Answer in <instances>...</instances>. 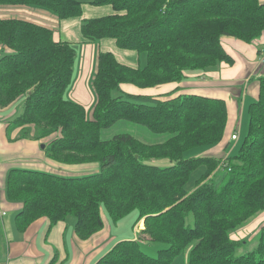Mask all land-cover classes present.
Wrapping results in <instances>:
<instances>
[{
  "label": "trees",
  "instance_id": "1",
  "mask_svg": "<svg viewBox=\"0 0 264 264\" xmlns=\"http://www.w3.org/2000/svg\"><path fill=\"white\" fill-rule=\"evenodd\" d=\"M90 2L111 5L112 12L83 18V41L112 38L119 48L146 53L144 65H131L111 50L98 51L92 116L82 103L66 96L76 62L72 42L56 39L53 27L36 20L0 17V107L25 98L8 130L31 125L38 137L53 135L46 144L49 157L98 164L96 170L77 175L11 168L7 195L23 204L16 215L18 228L24 230L43 216L51 224L74 216L77 235L86 239L103 228L105 212L112 223L132 218L135 227L144 218L145 224L135 239L118 240L95 264H172L173 257L185 251L186 264H264V225L256 246L246 252L237 253L244 241L231 237L264 210V73L257 79L258 96L249 105L248 131L239 152L220 159L200 153L224 136V98L122 88L123 83L145 88L179 82L189 72L232 64L222 37H259L264 32V2ZM0 5L39 6L59 19L83 14L81 0H0ZM119 121L166 136L154 142L128 132L103 138V129ZM156 159L169 163L159 165ZM220 162L225 175L216 185ZM199 165L205 166V173L188 191L187 180ZM152 241L167 245L153 256L142 248L143 242Z\"/></svg>",
  "mask_w": 264,
  "mask_h": 264
},
{
  "label": "crops",
  "instance_id": "2",
  "mask_svg": "<svg viewBox=\"0 0 264 264\" xmlns=\"http://www.w3.org/2000/svg\"><path fill=\"white\" fill-rule=\"evenodd\" d=\"M260 1L264 2V0ZM84 7L83 11H85ZM102 7L104 6L94 5V8L90 9L91 13L88 12V14L100 16L112 12V9L108 8L109 6L106 8ZM48 10L39 8L35 12L34 10L19 12L30 16L32 20H41L38 22L43 23V20L46 21L52 17ZM4 12L13 14L15 10ZM66 32L68 33V31ZM60 36L61 32H56L55 30V38L63 39ZM107 43L112 47L115 41ZM222 44L226 51L234 58L232 64L222 62L217 67L208 71L189 72L187 73V77L182 81L167 82L153 87L142 88L132 83L122 84V88L125 91L133 93L156 95L174 91L177 94L181 92H195L192 90L201 87V89L207 90L209 96L217 97L214 94H221L220 96L224 97L228 108V120L224 136L218 143L202 149L200 153L201 155L213 156L218 159L227 156L226 148L228 143L241 139V127L244 120V98L248 94L252 98H257L258 96L259 82L257 79L264 73V59L261 60L259 56L260 49L264 46V32L252 41H244L233 36H223ZM83 47L86 49L84 60H81L78 69L75 70L74 68L73 71V75H76L78 82L70 94L75 101L82 103L87 109L89 105L93 104L94 106L96 101V94L94 96L89 90V80L91 76L94 78L96 62L93 43H84ZM122 56L123 59L120 60L125 63L132 60V62L136 63L135 65L139 64L137 63L140 59L139 55L137 58H132L134 57L132 54L123 53ZM255 76L256 80L253 78ZM195 77H199V79H195ZM90 82L93 87V79ZM244 83L246 86L245 92L242 87ZM11 106L0 107V264H95L99 257L115 241L124 238L135 239L139 230L137 226L133 227L131 224L132 229H128L127 223L124 224L127 220L112 223L105 212H103V228L86 239H82L77 235L75 231L76 219L74 216L72 219L68 218V216L65 220H60L53 224L50 223L48 217L43 216L34 220L24 230L18 228L16 215L21 210L23 204L19 200L10 199L7 195V178L11 168L23 167L65 174L69 170H76L79 173H81L82 169L87 171L90 169L96 170L98 164L96 162L63 163L49 157L46 150L40 147V142L49 143L53 135L38 137L36 136L35 129L31 126L30 128L22 129V127H16L11 131L8 130V122L14 114V111L10 109ZM26 129L29 130L26 131ZM234 132H238L237 139L231 138ZM263 225L264 210L258 212L245 224L233 230L231 237L243 240L246 243L247 239L255 236L257 232L259 235L261 226Z\"/></svg>",
  "mask_w": 264,
  "mask_h": 264
},
{
  "label": "rangeland",
  "instance_id": "3",
  "mask_svg": "<svg viewBox=\"0 0 264 264\" xmlns=\"http://www.w3.org/2000/svg\"><path fill=\"white\" fill-rule=\"evenodd\" d=\"M81 1L83 2V6H85L84 7L85 11H83L82 16L75 17L73 19H65V20L59 19L55 13L48 10L47 8L45 9L43 7L33 6V5H11V6L0 5V11H1L0 17H21L22 16L24 18L26 17L28 19H32V18H30V16L24 15L23 13H21L19 11H25V10L32 11V10H34V12H35V11H38L39 8L44 9V10H48L49 14L51 13L50 16H52V17H50L46 21L43 20L44 21L43 23L53 26L55 28L56 32L60 31L61 32L60 37H62L63 40H68V41L72 42V44L76 48L77 57H76V63H75V67H74L75 70L78 69V66L80 65V61L84 60V56H85L84 52L86 50L83 47L84 43H93V47L95 49V62H96V57H97V53L99 50H112L117 55V57L121 60L123 59V56H122L123 53H130L134 56L132 58H135V57L137 58V56L139 55L140 59H139V62L137 61V63H139L138 65H144L146 63V53L145 52L138 53L135 50L119 48L115 43H113L114 45L112 47H110L107 42H113L114 40L112 38H108V39L102 38L105 40L99 39L96 41H83V37H82V34L80 32V28H79L82 21H83V18H86L87 15H88L87 18L95 17V15L90 14L91 13L90 9L94 8V5H92L93 3H91L90 0H81ZM103 6L104 7H102V8H106L109 6L108 8L112 9L111 5H103ZM10 10H15V12L13 14L4 12V11H10ZM88 12H90V13L88 14ZM2 15H5V16H2ZM38 21H41V20H38ZM66 31H68V33ZM1 54H3L2 50H0V55ZM128 63H131V65L136 64L135 62H132V60ZM192 72H194V71H192ZM92 77L93 76H91V79H90L91 81L93 79ZM253 78L256 80V76ZM195 79H199V77H195ZM90 80H89V90L95 96V92H94L93 87L91 86ZM77 82L78 81L76 80V75L74 74L72 77V81L69 84L68 89L66 91V96L68 98H72L70 92L75 88ZM245 83L242 84L244 92H245V87H246ZM85 86H87V85H85ZM192 91L208 95L207 90H203V89H201V87H198L196 90H192ZM214 95H216L217 97H223V96H220L221 94H214ZM72 99H74V98H72ZM253 99L255 100L256 98H252L250 94H248L246 96V98H244V102H245V103L243 102V105H245L244 109H243L244 120H243V125L241 127L242 136H241L240 140H238L236 142L231 141L230 143H228L227 148H226L227 149L226 150L227 155L229 153H231L232 155L237 154L240 150L241 145L243 144V142L245 140V137H246L247 131H248L247 130L248 125H249V105ZM24 101H25V98H20L13 104V106L10 107V109L14 111V114L11 117L12 119L22 112ZM92 109H93V104L91 106L89 105V107H87V111H88L89 116H92ZM31 127H33V126H31ZM21 132L23 133V131H21ZM119 132L131 133L134 136L139 137V138H141L145 141H148V142L159 141L163 137L166 136L165 134L153 133L152 131L148 130L146 127L139 125V124H135V123H132L129 121H119V122L115 123L114 125H112L111 127L103 129L102 137L103 138H110ZM40 147L46 150V143L44 144L43 142H40ZM193 152H195V151H193ZM197 153H199V152H196L195 154H197ZM154 162L158 163L159 165H166L169 163V160L168 159H156V160H154ZM90 170L94 171L92 169H90ZM86 171L87 170L82 169L81 173H79L76 170H69V172L65 173V175L83 174V173H86ZM203 173H205V166L204 165H199L190 173V176H189L187 183H186V188L188 191H192L195 188L197 181L200 179V177L203 175ZM62 174H64V173H62ZM224 175H225V171L222 168L219 169L216 172V174L214 175V179H213L214 183L216 185H219L221 183V181L223 180ZM68 218L72 219L74 217L69 216ZM192 218H193V216L190 214L188 216V220L190 222H192V220H193ZM131 219L132 218H129L127 221L124 222V224L127 223L128 229H132ZM142 220L143 221L141 223H140V221L137 223V225H136L137 229H141L140 227L144 228V224H145L144 218ZM117 241H115L114 244ZM257 242H258V232L255 236L249 237L247 239V242L244 243L238 249L237 253H243V252H246V251L254 248L256 246ZM166 245H167L166 243L161 242V241L143 242L142 248L148 254L154 256V255L158 254V251L160 248H163ZM187 259H188V251L181 252V253H179L173 257L172 264H186Z\"/></svg>",
  "mask_w": 264,
  "mask_h": 264
},
{
  "label": "built area",
  "instance_id": "4",
  "mask_svg": "<svg viewBox=\"0 0 264 264\" xmlns=\"http://www.w3.org/2000/svg\"><path fill=\"white\" fill-rule=\"evenodd\" d=\"M261 60L264 59V46L260 49V54H259ZM231 138L232 139H237L238 138V132H234L232 135H231ZM225 164H222L221 162L219 163L218 165V169H221ZM143 220H140V223L142 222Z\"/></svg>",
  "mask_w": 264,
  "mask_h": 264
},
{
  "label": "water",
  "instance_id": "5",
  "mask_svg": "<svg viewBox=\"0 0 264 264\" xmlns=\"http://www.w3.org/2000/svg\"><path fill=\"white\" fill-rule=\"evenodd\" d=\"M45 144V143H44Z\"/></svg>",
  "mask_w": 264,
  "mask_h": 264
}]
</instances>
